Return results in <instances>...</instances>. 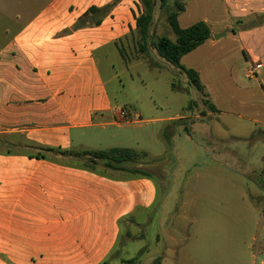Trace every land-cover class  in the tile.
Returning <instances> with one entry per match:
<instances>
[{
    "label": "crops",
    "instance_id": "obj_1",
    "mask_svg": "<svg viewBox=\"0 0 264 264\" xmlns=\"http://www.w3.org/2000/svg\"><path fill=\"white\" fill-rule=\"evenodd\" d=\"M114 1L0 0V136L3 146H12L11 151L0 147V264H104L117 245L122 221L156 214L158 187L152 176L112 177L30 157L46 149H143L135 134H100L145 122L137 109H118L100 65L102 59L115 70L116 64L137 60L136 19L143 11L139 0H120L99 16L98 25L75 27L91 8L102 9ZM180 1L185 4L178 17L182 28L204 21L211 30V38L185 55L181 64L195 70L202 82L204 75L219 74L217 68L231 72L225 68L235 52L246 76L255 80L246 90L264 98V0ZM202 3L211 15L194 20L192 8ZM155 23L154 37H168L170 30L167 35L154 33ZM212 105L214 113L226 114ZM241 106L227 114L264 126V118L249 114L261 104L247 101ZM121 112L128 121L120 122ZM97 139L112 143L95 147ZM247 208L259 227L252 241L264 264V196L254 195ZM231 247L217 252L216 260L174 262L251 264L250 259H256L245 255L240 245Z\"/></svg>",
    "mask_w": 264,
    "mask_h": 264
},
{
    "label": "rangeland",
    "instance_id": "obj_2",
    "mask_svg": "<svg viewBox=\"0 0 264 264\" xmlns=\"http://www.w3.org/2000/svg\"><path fill=\"white\" fill-rule=\"evenodd\" d=\"M169 1L165 9L161 10L159 4L155 8L154 33L164 35L170 30L168 37L175 41L174 32L165 22L175 2L180 0ZM209 14L210 9L203 3L196 4L191 11L194 20ZM156 58L155 68L137 59L122 66L115 63V70L100 59L110 96L118 109H137L145 121L100 132L111 136L121 130L123 137L135 134L141 138L143 149L133 150L135 155L123 163L131 172L111 169L106 161H92L81 151L64 157L57 152L48 156L74 166H91L112 177L139 171L154 178L159 198L156 214H140L122 221L120 237L106 264H176L177 259L189 258L216 260V253L231 249L232 243L240 245L245 255L256 256L250 259L251 264L254 260L260 264L257 243L252 241L259 227L247 207L254 195L264 196V126L227 114L243 107L242 102L253 101L261 106L251 107L249 114L264 118L263 96L246 90L255 80L246 76L240 55L235 52L225 68H231V72L217 68L219 74L202 76V83L212 94L209 102L226 112L217 114L196 88L187 85L184 77H176L172 66ZM173 82L180 91H173ZM169 118L175 119L150 120ZM105 143L97 139L94 145L105 147L112 142ZM6 150L11 151L12 146L7 144L1 151ZM164 197L167 202L160 203ZM262 202L259 199L260 205Z\"/></svg>",
    "mask_w": 264,
    "mask_h": 264
},
{
    "label": "trees",
    "instance_id": "obj_3",
    "mask_svg": "<svg viewBox=\"0 0 264 264\" xmlns=\"http://www.w3.org/2000/svg\"><path fill=\"white\" fill-rule=\"evenodd\" d=\"M120 0H115L112 4L107 5L102 9L91 8L88 12L96 15L95 17L89 18L88 14L84 16L83 19H80L78 23L75 25L76 28H81L86 25H98L100 23L99 16L101 14H107L110 12L111 8L117 4ZM142 4V13L137 17V41H136V51H137V59H142L146 61L151 68H155L157 63L155 62L156 57L161 58L166 64L172 66L175 72V76H181L186 79L187 85L190 87L196 88L203 97L206 103H209V94L206 91V87L200 80L198 73L190 68H187L181 64L182 58L204 44L211 38V30L207 23L204 21H199L194 25L188 28H182L178 22L179 15L185 11V4L181 1L175 2V8L169 11L166 20L168 25L171 27L174 32L176 39L175 41L171 40L167 36H159L154 37L152 34V25L155 20V8L159 4V8L161 10L165 9L169 0H140ZM120 51L124 57H126L125 50L120 47ZM156 53L157 56H154ZM172 89L175 92L180 91V87L173 82ZM193 102H190V106ZM213 111H216L214 105H210ZM1 137V136H0ZM3 141H0V147ZM46 153H39L30 155V157H36L38 159H48L54 161L49 154L52 155L57 152L60 156L65 154H71L73 151L66 150H52L46 149L44 150ZM86 156L89 157L92 161H106L107 167L119 170V171H128L127 168L123 165V163L127 162L129 158L135 155V151L130 149H119V148H111L108 150L95 151V152H83ZM71 165V164H68ZM74 166V165H72ZM82 169H87L92 172L98 173L91 166H75ZM134 175L138 176H146L141 174L139 171H133ZM139 173L141 175H139ZM100 174V173H98ZM103 175V174H100ZM106 264V262L104 263Z\"/></svg>",
    "mask_w": 264,
    "mask_h": 264
},
{
    "label": "built area",
    "instance_id": "obj_4",
    "mask_svg": "<svg viewBox=\"0 0 264 264\" xmlns=\"http://www.w3.org/2000/svg\"><path fill=\"white\" fill-rule=\"evenodd\" d=\"M121 114H122V121H128L129 120V116L126 114V112H121Z\"/></svg>",
    "mask_w": 264,
    "mask_h": 264
},
{
    "label": "water",
    "instance_id": "obj_5",
    "mask_svg": "<svg viewBox=\"0 0 264 264\" xmlns=\"http://www.w3.org/2000/svg\"><path fill=\"white\" fill-rule=\"evenodd\" d=\"M225 35V33H223V34H218V35H216L215 37L216 38H220V37H222V36H224Z\"/></svg>",
    "mask_w": 264,
    "mask_h": 264
}]
</instances>
